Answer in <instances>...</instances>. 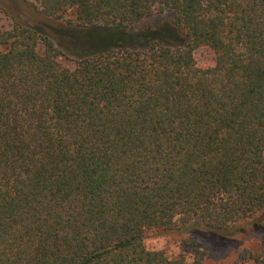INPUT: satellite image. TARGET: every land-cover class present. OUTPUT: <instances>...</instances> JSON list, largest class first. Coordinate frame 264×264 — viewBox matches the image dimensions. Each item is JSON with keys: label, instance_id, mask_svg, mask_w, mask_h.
Wrapping results in <instances>:
<instances>
[{"label": "trees", "instance_id": "trees-1", "mask_svg": "<svg viewBox=\"0 0 264 264\" xmlns=\"http://www.w3.org/2000/svg\"><path fill=\"white\" fill-rule=\"evenodd\" d=\"M36 1L75 28L147 30L69 68L0 0V264H202L193 237L189 261L144 234L226 235L263 211L264 0ZM232 264H264V239Z\"/></svg>", "mask_w": 264, "mask_h": 264}, {"label": "rangeland", "instance_id": "rangeland-1", "mask_svg": "<svg viewBox=\"0 0 264 264\" xmlns=\"http://www.w3.org/2000/svg\"><path fill=\"white\" fill-rule=\"evenodd\" d=\"M3 2L4 5L6 3V10L12 19L19 17L24 23L49 35L61 48H64L67 58L61 57V62L69 68L75 66L73 58L78 59L79 53L94 49H109L118 45L139 47L143 45L145 39L147 29L144 27L129 32L128 35L120 33L117 38L114 32L108 30L75 28L67 21L42 17L35 9L36 0H3ZM164 23H168L166 17L156 18L149 21L146 27L154 28ZM169 37L176 41L172 35ZM112 40L114 42H111ZM196 58L203 64L210 61L212 54L208 51H198ZM189 237H193L192 239L198 244L196 249L204 253L202 264H232L239 254L255 248L264 239V209L251 223L237 227L233 233L207 234L196 228L186 234L149 230L144 234V245L148 250L163 251L170 259H176L184 254L191 261L193 248L183 243L184 239Z\"/></svg>", "mask_w": 264, "mask_h": 264}]
</instances>
